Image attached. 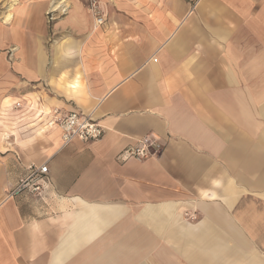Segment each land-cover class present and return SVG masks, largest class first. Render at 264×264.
<instances>
[{"label":"crops","instance_id":"0c3cea01","mask_svg":"<svg viewBox=\"0 0 264 264\" xmlns=\"http://www.w3.org/2000/svg\"><path fill=\"white\" fill-rule=\"evenodd\" d=\"M11 2L0 264H264V0H98L101 25L72 0L52 26L51 0ZM54 108L103 137L64 145ZM146 137L160 154L124 155ZM45 163L41 196L10 194Z\"/></svg>","mask_w":264,"mask_h":264},{"label":"built area","instance_id":"2783aa9c","mask_svg":"<svg viewBox=\"0 0 264 264\" xmlns=\"http://www.w3.org/2000/svg\"><path fill=\"white\" fill-rule=\"evenodd\" d=\"M95 20L98 25L104 23V17L98 11ZM17 106L20 107V104ZM43 115L45 116V119L41 121L43 128L49 129L56 127L60 129L61 139L64 145L76 139L82 142H95L100 140L105 133V128L100 122L95 120L90 114L77 110L61 112L60 109L54 108ZM162 150L163 145L160 142L146 137L138 140L135 145L128 147L124 151V155L127 158L134 157L139 160H144L160 154ZM27 169V177L21 179L10 194L27 189L31 194L41 196L44 189V181L49 172L47 163L40 167L31 164Z\"/></svg>","mask_w":264,"mask_h":264},{"label":"rangeland","instance_id":"374dc122","mask_svg":"<svg viewBox=\"0 0 264 264\" xmlns=\"http://www.w3.org/2000/svg\"><path fill=\"white\" fill-rule=\"evenodd\" d=\"M86 1H87L86 2L87 9L93 15L94 19H96L97 11L100 12L104 17V14L102 13L98 0H86ZM51 3H52L51 8L47 10L46 12L47 23L50 26H52L57 21V19L60 17L59 16L60 13L64 15L68 12L69 8L71 7L72 0H51ZM11 4H12L11 0H2L0 2V21L2 23H4L5 14L9 11ZM64 4H67V6H64ZM7 50L9 51V58H10V56H12L13 54V51H15V47H12L11 49L9 48ZM3 51H6V50H3ZM4 77L5 76H3L2 81L4 80ZM7 148H8V145H7ZM2 160L4 161V159Z\"/></svg>","mask_w":264,"mask_h":264},{"label":"bare ground","instance_id":"6f19581e","mask_svg":"<svg viewBox=\"0 0 264 264\" xmlns=\"http://www.w3.org/2000/svg\"><path fill=\"white\" fill-rule=\"evenodd\" d=\"M0 2H1V0H0ZM14 2H15V1H14ZM11 5H13V4H11ZM11 16H13V15H11V13L8 14L7 20H10ZM12 18H13V17H12ZM11 23H12V22H11ZM15 123H16V122H15ZM41 131H44V129H41Z\"/></svg>","mask_w":264,"mask_h":264}]
</instances>
